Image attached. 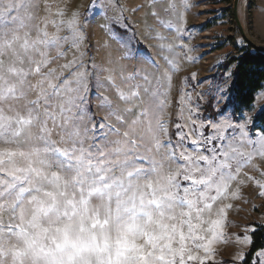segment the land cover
<instances>
[{"label":"rangeland","instance_id":"1","mask_svg":"<svg viewBox=\"0 0 264 264\" xmlns=\"http://www.w3.org/2000/svg\"><path fill=\"white\" fill-rule=\"evenodd\" d=\"M234 4L0 0V264L244 262L264 90L223 110L248 45ZM238 20L264 49V0Z\"/></svg>","mask_w":264,"mask_h":264},{"label":"trees","instance_id":"2","mask_svg":"<svg viewBox=\"0 0 264 264\" xmlns=\"http://www.w3.org/2000/svg\"><path fill=\"white\" fill-rule=\"evenodd\" d=\"M240 51V57L232 61V64L236 63L237 66L233 71L234 80L229 88V98L223 108L231 109L236 118H240L244 111H251L256 102V95L264 90V53L250 45ZM251 127L264 133V106L255 116V124ZM263 249L264 225H259L251 234V246L242 264H255L257 254Z\"/></svg>","mask_w":264,"mask_h":264},{"label":"water","instance_id":"3","mask_svg":"<svg viewBox=\"0 0 264 264\" xmlns=\"http://www.w3.org/2000/svg\"><path fill=\"white\" fill-rule=\"evenodd\" d=\"M239 1H240V0H235V4H234V13H235V18H236L237 23H238V27H239V29H240V31H241L243 37H244V40H245V42H246L248 45H251L255 50L264 53V49H263V48H259V47L256 46L254 43H252V42L246 37V35H245V33H244L243 29H242V26H241V24H240V22H239V20H238V4H239Z\"/></svg>","mask_w":264,"mask_h":264},{"label":"built area","instance_id":"4","mask_svg":"<svg viewBox=\"0 0 264 264\" xmlns=\"http://www.w3.org/2000/svg\"><path fill=\"white\" fill-rule=\"evenodd\" d=\"M245 119L248 122V125L249 126H252L253 124H255V118L254 117H251L250 115H247L245 117ZM257 178L260 180V182H263L264 181V175H262V174H258L257 175Z\"/></svg>","mask_w":264,"mask_h":264}]
</instances>
